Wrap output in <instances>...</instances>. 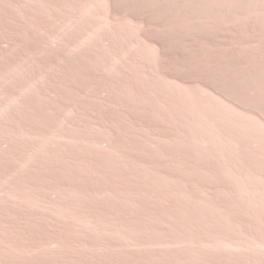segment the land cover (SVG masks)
Listing matches in <instances>:
<instances>
[{
    "label": "rangeland",
    "instance_id": "rangeland-1",
    "mask_svg": "<svg viewBox=\"0 0 264 264\" xmlns=\"http://www.w3.org/2000/svg\"><path fill=\"white\" fill-rule=\"evenodd\" d=\"M0 264H264V0H0Z\"/></svg>",
    "mask_w": 264,
    "mask_h": 264
}]
</instances>
